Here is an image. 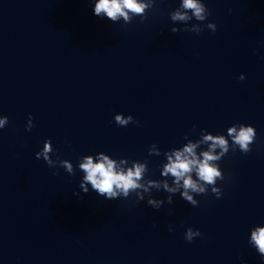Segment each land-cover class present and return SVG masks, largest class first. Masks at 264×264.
Segmentation results:
<instances>
[{
    "label": "water",
    "instance_id": "1",
    "mask_svg": "<svg viewBox=\"0 0 264 264\" xmlns=\"http://www.w3.org/2000/svg\"><path fill=\"white\" fill-rule=\"evenodd\" d=\"M198 2L203 22L173 21L181 0H151L126 24L95 16V0H0V264H264L251 240L264 229V0ZM234 124L255 129L246 154L227 134ZM207 134L228 141L209 162L221 196L189 190L193 205L183 180L167 192L177 185L161 172L188 143L201 141L200 158ZM46 141L54 167L35 157ZM101 153L144 164L148 191L82 192L79 164ZM188 228L201 234L190 243Z\"/></svg>",
    "mask_w": 264,
    "mask_h": 264
},
{
    "label": "clouds",
    "instance_id": "2",
    "mask_svg": "<svg viewBox=\"0 0 264 264\" xmlns=\"http://www.w3.org/2000/svg\"><path fill=\"white\" fill-rule=\"evenodd\" d=\"M152 6L151 0L148 3H140L138 0H95L92 12L95 16L100 18H107L108 20L115 22L118 18L123 17L126 24L131 22L132 17L130 14L142 15L146 8ZM180 7L186 11H174L171 13V19L173 21H187L193 17L200 22H203L210 15L205 3L198 2V0H181ZM191 11V15L188 11ZM103 13V16L101 14ZM206 28L212 31H216V25L214 23H207ZM203 29L194 26L192 29H185V31L195 32L199 34ZM172 33L178 31L177 28H171ZM245 77L241 74L238 79L243 80ZM30 117V121L32 117ZM115 122L119 126H126L129 123H137L134 121L131 115L126 118L123 115H116ZM7 123V117L0 119V128H3ZM33 125L30 123L26 130H30ZM227 134L232 138L234 144L238 145L242 153H248L255 141L256 132L252 126H247L244 124H239L237 127L234 124L229 127ZM201 141H197L196 144L188 143L183 147L182 150L173 151L171 155H168V162L163 166L162 176H168L169 174L174 178L173 183L177 185L175 188H169L168 184L163 183V188L170 193H174L180 187V181L183 180V188L185 191L180 192V197L188 203L196 205V201L193 200L191 192L201 194L206 193V186H213L212 192L217 198L221 196L220 188L215 187V182L217 178H223L221 172L217 170V166L210 164V161H218L221 155L228 152V141L223 136H214L212 134H207L203 137V142H210L208 144V151H204L200 154L198 158L194 152ZM219 147L221 153L213 155V151ZM53 149L51 147L50 141H46L43 150L35 153L36 159L43 157L44 162L49 167H54V161L50 158V153ZM121 164L124 161L120 162ZM61 165L68 170L69 173L72 171V165L68 163L67 160L61 161ZM80 169L85 173L83 180L79 184V188L82 192L87 193L89 189L85 186L86 183L91 185V190L95 191L98 195L103 196L104 199L113 200L123 195V197H128L130 190L135 191L139 188H143L144 191H148L147 187L138 183L143 172L146 170L144 164H139L133 162L131 167L121 168L115 159H110L109 156L103 153L99 154L95 162L91 155L85 156L83 161L79 164ZM195 169L198 181L203 183H198L194 181L189 175ZM149 186L159 187L160 185L154 181H148ZM74 195H79L74 193ZM139 199H143L139 196ZM169 203H171V197L168 198ZM157 201L149 199L147 205L155 208ZM171 231V229H169ZM199 230L194 231L192 228L186 229L184 233V239L187 242H191L194 237L200 236ZM251 240L255 243V250L258 251L262 260H264V229H256L251 235Z\"/></svg>",
    "mask_w": 264,
    "mask_h": 264
}]
</instances>
